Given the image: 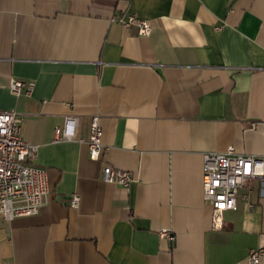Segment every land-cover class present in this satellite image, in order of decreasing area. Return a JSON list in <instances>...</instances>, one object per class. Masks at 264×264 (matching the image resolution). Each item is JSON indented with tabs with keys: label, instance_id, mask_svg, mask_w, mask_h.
I'll return each instance as SVG.
<instances>
[{
	"label": "crops",
	"instance_id": "obj_1",
	"mask_svg": "<svg viewBox=\"0 0 264 264\" xmlns=\"http://www.w3.org/2000/svg\"><path fill=\"white\" fill-rule=\"evenodd\" d=\"M127 15L150 34L122 28ZM11 79L33 88L15 96ZM11 110L48 194L36 215L0 220V264H249L264 249V182L219 230L201 186L204 154H264V0H0V111ZM95 115L99 160L53 143L65 117L86 138ZM105 165L131 174L128 191L101 180Z\"/></svg>",
	"mask_w": 264,
	"mask_h": 264
},
{
	"label": "built area",
	"instance_id": "obj_2",
	"mask_svg": "<svg viewBox=\"0 0 264 264\" xmlns=\"http://www.w3.org/2000/svg\"><path fill=\"white\" fill-rule=\"evenodd\" d=\"M116 20L124 29L135 26L140 36L150 34V23L134 15L117 17ZM8 88L15 96L22 89H25V94H29L33 83L11 79ZM21 122L22 116L15 111H0V220L7 222L36 215L48 194L45 171L32 164L37 146L21 138ZM77 125V117H65L53 131V143L75 141L86 144L89 158L99 160L107 149L102 142L99 116L90 117L86 138L76 137ZM101 180L128 191L132 176L126 171L105 165L101 169ZM254 180L264 182V154L242 155L233 147H228L223 152L203 155L201 186L203 199L211 207L213 229L222 228L223 213L236 209L239 195L245 204H250L249 191L244 194L241 191ZM78 203L79 197L75 195L69 200L72 208L77 207ZM158 235L169 242L174 241L168 229H160ZM246 259L249 264H259L264 259V249H251Z\"/></svg>",
	"mask_w": 264,
	"mask_h": 264
}]
</instances>
